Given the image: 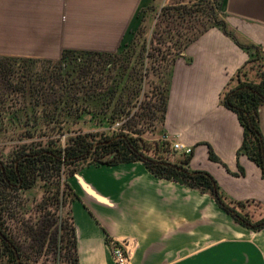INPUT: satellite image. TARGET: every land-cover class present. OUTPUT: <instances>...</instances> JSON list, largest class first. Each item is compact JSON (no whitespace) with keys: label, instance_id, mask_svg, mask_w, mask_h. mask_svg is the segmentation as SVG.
Masks as SVG:
<instances>
[{"label":"crops","instance_id":"crops-1","mask_svg":"<svg viewBox=\"0 0 264 264\" xmlns=\"http://www.w3.org/2000/svg\"><path fill=\"white\" fill-rule=\"evenodd\" d=\"M154 0H0V58L55 61L64 50L115 52L136 29V13ZM226 23L264 51V0H223ZM247 54L218 28L190 44L172 68L163 135L192 149L191 170L208 172L236 201L259 204L264 180L245 155L242 127L219 104ZM264 139V105L258 107ZM211 148L220 163L208 158ZM172 157H181L173 152ZM239 168L244 173L240 174ZM78 264H264V229L236 223L208 194L152 175L141 162L91 165L69 179ZM254 208V207H253Z\"/></svg>","mask_w":264,"mask_h":264},{"label":"trees","instance_id":"trees-1","mask_svg":"<svg viewBox=\"0 0 264 264\" xmlns=\"http://www.w3.org/2000/svg\"><path fill=\"white\" fill-rule=\"evenodd\" d=\"M153 3L144 9L134 37L119 53L64 50L55 61L0 58L7 63L19 60L22 65H38V70H24L18 85L9 88L21 96L25 119L40 113L60 129L56 137L17 145L7 161L0 157V264H38L49 242L64 251L65 264H78L71 210L77 196L68 181L91 165L141 162L157 178L208 194L243 227L254 232L264 229V215L254 216L257 202L229 198L208 172L189 168L192 154L174 159L170 142L161 138L175 61L205 32L218 28L248 56L221 92L219 104L234 112L242 127L237 157L245 155L260 169L264 180V139L258 116V107L264 105V51L228 26L222 12L223 0L164 6L148 34L143 23ZM76 55L82 57H76V64L70 67L66 61ZM4 67L0 64L3 77ZM145 86L150 89V97ZM139 100L131 115L132 102ZM90 114L102 116L110 125L113 119H121L119 133H78L66 138L63 136L68 130L61 131L62 122H54L70 119L75 126ZM143 115L150 118L160 135L151 143L139 137ZM208 158L220 163L211 148ZM239 172L244 173L242 168ZM35 189L42 198L31 200L35 215L27 218L19 211L20 205L13 203L12 195L23 202L21 196ZM50 206L55 208L52 214L47 211ZM111 242L106 239L110 248Z\"/></svg>","mask_w":264,"mask_h":264},{"label":"rangeland","instance_id":"rangeland-1","mask_svg":"<svg viewBox=\"0 0 264 264\" xmlns=\"http://www.w3.org/2000/svg\"><path fill=\"white\" fill-rule=\"evenodd\" d=\"M198 0H156L153 3V10L148 15L147 19L144 21L143 25L146 27V32L149 34L151 30V25L155 22L154 18L160 8L168 5H174L177 2H192ZM146 9V8H144ZM144 9H140L136 13V19L138 21V25L136 29H134L130 35L129 39L123 42L116 52L119 53L124 48L129 45L130 41L134 37L140 20L143 16ZM149 27V28H148ZM147 35V34H146ZM81 59L82 56L76 55L70 57L66 62L70 67H73L76 64L75 58ZM134 58L131 59L130 66L133 65ZM0 64L5 65L4 69L5 75L0 76V157L3 161H7L10 159V155L17 145L29 144L32 141H39L41 138L45 139L47 136L56 137L60 132V129L51 123L52 120L44 119L42 114L38 113L33 116L32 119H25V112L21 110V96L11 92L9 86H16L20 81V77L23 75L24 70L27 71H35L38 68L37 64H27L22 65V62L19 60H15L13 62L7 63L4 60H0ZM145 91L149 92V96H151L150 89L148 86H145ZM140 103L138 101L132 102V109L130 111L131 115L137 110L135 107ZM140 113V112H139ZM95 115H85L83 119H80L77 125L72 126L70 124V119H58L54 122L61 123L63 125L62 132L68 133L63 137H69L78 133H104L105 135L112 136L114 134L119 133L121 119H113V124H109V120L103 119L102 116L94 117ZM149 117L143 115L140 120L139 129L141 130V137L145 141L151 143L153 140L159 138L157 135L158 130L154 128L150 121ZM111 121V119H110ZM29 133L30 136L29 137ZM12 200L14 204L20 205L19 211L25 214V217L34 216L35 212L33 211L34 205L32 204L33 200H40L42 198V194L38 190H33L28 193H25L21 196L23 202L18 200L19 198L12 195ZM10 198V196H9ZM33 199V200H32ZM32 200V201H31ZM47 211L49 213H54V206H50ZM55 231V224L52 228ZM50 230V231H52ZM46 247V255L40 259L38 264H65L63 260L64 251H59L55 244H50Z\"/></svg>","mask_w":264,"mask_h":264},{"label":"built area","instance_id":"built-area-1","mask_svg":"<svg viewBox=\"0 0 264 264\" xmlns=\"http://www.w3.org/2000/svg\"><path fill=\"white\" fill-rule=\"evenodd\" d=\"M162 139L167 141L165 138ZM171 150L173 152H180L183 157L192 154V149L190 147H184L178 143H173L171 145ZM111 252L115 264H129V258L126 253L125 244L111 242Z\"/></svg>","mask_w":264,"mask_h":264}]
</instances>
